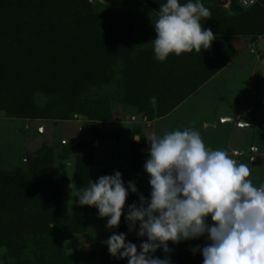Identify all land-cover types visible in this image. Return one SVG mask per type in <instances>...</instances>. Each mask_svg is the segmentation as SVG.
Segmentation results:
<instances>
[{"label": "trees", "instance_id": "obj_1", "mask_svg": "<svg viewBox=\"0 0 264 264\" xmlns=\"http://www.w3.org/2000/svg\"><path fill=\"white\" fill-rule=\"evenodd\" d=\"M89 1L0 0V112L35 120H67L79 113L109 121V100L93 101L89 92L91 87L116 83L123 102L136 106L150 122L166 116L236 57L231 38L255 41L264 36V0H255L248 8L240 0H228V9L218 7L216 0H202L211 15L201 23L216 40L208 50L173 54L159 62L151 42L156 38L153 22L165 0H133V6L145 9L140 13L129 11L126 4L95 12ZM145 18L152 31L144 35ZM260 64L264 71V54ZM119 65L120 79L114 81ZM132 144L137 146L134 140ZM26 164L25 170L0 171V264H128L126 258L111 257L107 247L73 251L64 247L86 235L90 217L98 215L94 207H81L75 198L91 178V155L77 157L70 179L55 178L48 158ZM68 185L72 210L66 214ZM149 194L150 189L145 199ZM138 202L129 197L125 212ZM127 229L122 215L117 234H126ZM126 241L137 244L138 250L142 242ZM192 242L187 248L169 242L172 264H203L200 252L193 254L192 248H202L208 241ZM154 255L165 256L159 249Z\"/></svg>", "mask_w": 264, "mask_h": 264}, {"label": "clouds", "instance_id": "obj_2", "mask_svg": "<svg viewBox=\"0 0 264 264\" xmlns=\"http://www.w3.org/2000/svg\"><path fill=\"white\" fill-rule=\"evenodd\" d=\"M210 15L202 0H165L153 22L155 59L208 50L216 39L201 21ZM144 140L149 145L143 165L147 199L139 194L138 204L125 212L126 199L137 188L133 181L125 184L119 171L89 180L75 193L79 206L94 207L99 218H107L108 229L118 228L123 215L129 232L142 239L138 250L125 233L113 232L104 241L108 254L128 264H172L169 242L204 237V247L192 248L203 264H264V185L253 183L249 166L225 150L207 147L193 129L154 133ZM158 249L164 258L154 255Z\"/></svg>", "mask_w": 264, "mask_h": 264}, {"label": "rangeland", "instance_id": "obj_3", "mask_svg": "<svg viewBox=\"0 0 264 264\" xmlns=\"http://www.w3.org/2000/svg\"><path fill=\"white\" fill-rule=\"evenodd\" d=\"M89 3L95 12L125 4L129 11L139 10L131 4L133 0H90ZM215 3L223 9L229 7L228 0H216ZM144 11L142 9L138 13ZM148 18L141 22L145 28L144 35L152 31ZM230 42L237 51L236 57L190 98L166 116L150 122L144 121L145 117L137 112L136 106L123 102L118 96L120 88L116 83L101 89L91 87L89 92L93 101L100 98L109 100V121L90 119L79 113H72L67 120H35L8 117L0 112V171L25 170V161L30 164L33 160L48 158L55 178L70 179L77 157L88 154L92 156V182L116 171L122 174L125 184L135 182L137 194L130 193L127 204L129 197L139 198V194L145 195L150 189L148 176L143 170L149 148L144 139L154 133L163 135L168 131L193 129L200 133L207 147L225 150L238 163L248 165L253 183L264 185V71L260 64V56L264 54V36L255 41L251 37L237 36ZM120 69V65L114 68V81L120 79ZM241 121L247 125L240 126ZM204 124L209 131L203 129ZM137 136L140 141L133 139ZM234 153L242 155L235 156ZM71 189L72 186L68 185L64 192L66 214L72 210L68 191ZM106 224L107 218L91 216L86 235L65 242V249L106 248L104 241L113 232L118 233L116 229H108ZM135 238V231L127 229L126 240ZM200 239L206 240L204 237ZM191 243L186 241L175 247L187 248Z\"/></svg>", "mask_w": 264, "mask_h": 264}, {"label": "built area", "instance_id": "obj_4", "mask_svg": "<svg viewBox=\"0 0 264 264\" xmlns=\"http://www.w3.org/2000/svg\"><path fill=\"white\" fill-rule=\"evenodd\" d=\"M254 3H255V0H240V4L244 8L251 7ZM252 150H254V149H252ZM234 155L235 156H239V155L241 156L242 153H234Z\"/></svg>", "mask_w": 264, "mask_h": 264}, {"label": "crops", "instance_id": "obj_5", "mask_svg": "<svg viewBox=\"0 0 264 264\" xmlns=\"http://www.w3.org/2000/svg\"><path fill=\"white\" fill-rule=\"evenodd\" d=\"M196 92H197V91H196ZM192 95H193V94H192ZM188 98H190V96H189ZM188 98H187V99H188ZM241 122H242V121H241ZM241 122H239V125H240V126L244 127L245 125H247L245 122H243V123H244V125H241ZM203 129H204V130H208V131H209V129L205 127V124H204V127H203ZM204 130H203V131H204ZM211 130H212V129H211Z\"/></svg>", "mask_w": 264, "mask_h": 264}, {"label": "water", "instance_id": "obj_6", "mask_svg": "<svg viewBox=\"0 0 264 264\" xmlns=\"http://www.w3.org/2000/svg\"><path fill=\"white\" fill-rule=\"evenodd\" d=\"M241 125H244V123L243 122H241ZM28 161H25V163H27Z\"/></svg>", "mask_w": 264, "mask_h": 264}]
</instances>
